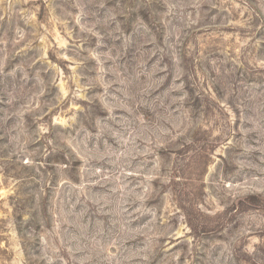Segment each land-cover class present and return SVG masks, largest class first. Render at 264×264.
Returning a JSON list of instances; mask_svg holds the SVG:
<instances>
[{
    "label": "rangeland",
    "instance_id": "rangeland-1",
    "mask_svg": "<svg viewBox=\"0 0 264 264\" xmlns=\"http://www.w3.org/2000/svg\"><path fill=\"white\" fill-rule=\"evenodd\" d=\"M0 264H264V0H0Z\"/></svg>",
    "mask_w": 264,
    "mask_h": 264
}]
</instances>
